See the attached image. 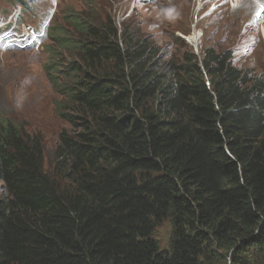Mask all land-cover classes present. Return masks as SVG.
I'll return each instance as SVG.
<instances>
[{
  "label": "trees",
  "instance_id": "obj_1",
  "mask_svg": "<svg viewBox=\"0 0 264 264\" xmlns=\"http://www.w3.org/2000/svg\"><path fill=\"white\" fill-rule=\"evenodd\" d=\"M67 17L56 44L78 60L51 80L77 129L54 174L42 138L0 115V264H264V72L212 47L165 60L131 24Z\"/></svg>",
  "mask_w": 264,
  "mask_h": 264
},
{
  "label": "rangeland",
  "instance_id": "obj_2",
  "mask_svg": "<svg viewBox=\"0 0 264 264\" xmlns=\"http://www.w3.org/2000/svg\"><path fill=\"white\" fill-rule=\"evenodd\" d=\"M235 4L233 0H0V34L8 25L23 36L33 34L21 44L0 45V115L42 138L45 170L54 174L61 132L77 129L62 115L70 111L71 102L51 80L53 67L60 71L78 60L74 49L58 46L54 36L61 29L60 36L75 37L67 14L76 10L82 15H108L119 28L123 22L131 24L154 42L165 60L181 62L191 53L201 59L204 49L212 47L230 52L234 65L259 75L264 72V0ZM195 32L198 45L189 40ZM171 234L169 220L157 228L155 238L162 248H168ZM226 259L230 264L229 255Z\"/></svg>",
  "mask_w": 264,
  "mask_h": 264
},
{
  "label": "bare ground",
  "instance_id": "obj_3",
  "mask_svg": "<svg viewBox=\"0 0 264 264\" xmlns=\"http://www.w3.org/2000/svg\"><path fill=\"white\" fill-rule=\"evenodd\" d=\"M247 1V0H246ZM239 2H241V3H244V0L243 1H238V0H233V3H236L235 5H236V7H238V6H240L241 5V3L239 4ZM259 7H260V5H258ZM189 40L191 41V43L193 44V45H198L199 44V40H200V37H199V35H198V33L197 32H195L194 34H192L190 37H189Z\"/></svg>",
  "mask_w": 264,
  "mask_h": 264
},
{
  "label": "snow or ice",
  "instance_id": "obj_4",
  "mask_svg": "<svg viewBox=\"0 0 264 264\" xmlns=\"http://www.w3.org/2000/svg\"><path fill=\"white\" fill-rule=\"evenodd\" d=\"M262 10H264V8H262Z\"/></svg>",
  "mask_w": 264,
  "mask_h": 264
},
{
  "label": "clouds",
  "instance_id": "obj_5",
  "mask_svg": "<svg viewBox=\"0 0 264 264\" xmlns=\"http://www.w3.org/2000/svg\"><path fill=\"white\" fill-rule=\"evenodd\" d=\"M8 26H10V25H8Z\"/></svg>",
  "mask_w": 264,
  "mask_h": 264
}]
</instances>
